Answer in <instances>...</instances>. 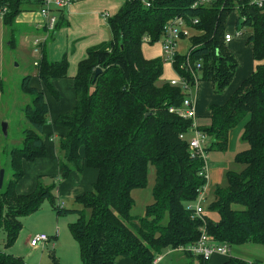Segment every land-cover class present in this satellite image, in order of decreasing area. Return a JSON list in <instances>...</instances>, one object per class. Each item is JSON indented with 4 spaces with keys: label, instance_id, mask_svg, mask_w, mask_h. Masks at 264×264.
Instances as JSON below:
<instances>
[{
    "label": "trees",
    "instance_id": "obj_1",
    "mask_svg": "<svg viewBox=\"0 0 264 264\" xmlns=\"http://www.w3.org/2000/svg\"><path fill=\"white\" fill-rule=\"evenodd\" d=\"M124 1L120 11L107 20L111 39L90 49L78 66L73 110L54 122L65 130L55 141L59 176L53 178L52 185L39 177L28 195H19L17 186L25 177L26 163L48 158L47 138L51 135L45 131L50 126V107L44 92L32 86L33 77L23 80L22 91L31 98L24 109L28 128L21 133V145L10 152L12 176L10 180L5 176L0 192V232L6 234V249L17 242L22 219L37 213L46 201L53 205L57 217L77 216L69 229L79 245L82 264H118L122 259L154 264L165 251L195 245L200 239L204 222L193 217L187 205L198 199L206 184L200 175L204 164L191 158L189 138L181 139L189 134L192 121L170 113L171 108H182L185 96L180 87L162 80L164 60L145 58L143 40L150 39V45L158 43L167 23L176 17L198 19L201 36L191 40L196 47L192 62L201 64V80L221 96L239 68L225 43L233 8L226 4L192 10L196 0H156L151 9H145L133 0ZM33 6L41 8L42 4L0 0V9L7 8L4 26L12 36L17 19ZM239 16L244 19L239 20L241 27L252 30L247 43L257 63L255 71L225 104L210 106L208 123L199 127L211 141L207 148L210 154L226 152L230 132L245 122L241 140L249 149L235 158L243 170L227 172L225 183L215 189V202L209 210L218 220L205 214L203 218L209 239L229 250L248 244L264 247V11L246 4ZM63 18L61 15L57 20L51 36ZM184 60L178 56L174 69L192 81L190 72L180 69ZM35 67L42 86L60 101L53 82L68 77L67 57L51 61L45 44ZM97 69H101L98 76ZM4 91L0 74V93ZM150 167L156 171L154 203L143 217L136 218L131 214L135 206L132 192L148 187ZM86 170L97 173L91 190L75 199L79 209L63 208L53 192L73 175L82 177ZM186 256L193 259L191 254ZM0 264L27 263L1 251ZM197 264L211 263L199 257ZM223 264L249 263L230 257Z\"/></svg>",
    "mask_w": 264,
    "mask_h": 264
},
{
    "label": "rangeland",
    "instance_id": "obj_2",
    "mask_svg": "<svg viewBox=\"0 0 264 264\" xmlns=\"http://www.w3.org/2000/svg\"><path fill=\"white\" fill-rule=\"evenodd\" d=\"M108 7L111 6L109 5ZM69 9L70 7L65 8L64 10H61L59 12L56 9H53V14L57 17L58 21L60 20V14L62 13V11L64 13V18L61 21V27L57 29V34L59 35H57L58 41L55 46L54 44H51V40L48 41L50 35L47 37V32L43 34L38 31V29H36L38 26L36 22L30 24V26H14V35L12 36L11 30L5 28L4 26V17L0 16V74L5 83V91L3 93H0V173L1 171H4L7 180H10L12 176L9 165L10 152L12 151V149L21 145L23 140L21 137V133L23 130L28 128V123L24 115V109L31 103V98L25 95L22 91L23 80L28 76L33 77L32 86L39 89L41 92H44L45 99L49 107H51L53 111L61 107L73 108L75 105L73 88L71 90H68V82H71L70 80H66L65 90H63L62 102H60L59 100H56L55 97L42 86L37 76V69L34 65L35 62L41 61L42 47L45 44L48 54L50 49L54 46V53L51 59L56 61V59H62L67 48L71 49L75 42L77 45L79 41H81L82 37L79 36V34L81 33L77 29H80L82 20L85 24L86 18H77V20H80L76 25V28H71L69 32L63 33L64 30L67 29L66 23L70 22L68 16ZM39 10L40 8L36 6L29 7L25 11L28 13H24L23 15L29 14V16H37L39 15ZM106 14L111 17L113 15V12L107 10L104 11L103 15L106 20V22L104 23L106 32L110 35V30L107 26L108 18L106 19L105 17ZM236 16V13H231L229 15L228 21H233ZM240 28L243 30L245 35L242 38L236 40L238 43H241L243 45L246 55L251 58L250 55L252 54V49L251 45L247 42L249 37L252 35V30L250 28ZM229 30L232 32L234 31V28L230 27ZM74 33H76L75 37L73 35ZM44 35L47 37L46 41ZM12 39H14V48L10 47V41ZM36 41H40V43H42L39 53L35 52L36 47L34 46V44ZM87 41V38L84 39L79 43L78 47L86 46L85 44ZM182 45L189 47L191 45V42L189 40L184 41ZM158 46L161 47L160 44L155 45L152 48H149L151 47L150 45H143V52L152 54L151 49H156V47L158 48ZM80 48L78 49L77 54L74 57L69 55L70 58L72 57V64L80 59V55H78V53L80 52ZM82 53L83 51H81V54ZM180 53L181 55H183L185 52L181 51ZM151 57L152 56H149L148 59H150ZM235 57L238 58V55ZM167 66L168 64L165 66V68ZM170 78H173V76L171 75ZM49 120L50 125L52 120L51 110ZM4 124L8 125L7 136H5L3 132ZM244 124L245 122H243L240 126L230 132L229 148L226 152H211L209 154L211 188L208 193V199L203 203V208L205 210V215L214 220H218V216L215 213H211L209 207L215 202V189L225 183V175L227 172H240L243 170L242 166L235 163V158L238 154L249 149V145L241 140ZM210 146L211 141L209 140L207 142V147ZM50 155L51 158L58 156V151H56L55 147L53 151L50 152ZM86 172L95 174L97 177V173L95 171L86 170ZM86 172H84L83 175H85ZM43 178L44 184L52 185L53 179L46 177ZM78 178L83 177L78 176ZM155 182L156 171L154 167H150L148 187L144 190H135L132 192V198L135 201V206L131 214L134 217H143L146 208L154 203L152 190L154 188ZM62 184H64V182ZM71 188V191H73L74 194L78 192L85 193L86 191L85 189H81L80 187H78V185L76 184H73ZM1 191L2 189L0 190V192ZM53 195H55V197L57 196V190L53 192ZM64 203L65 205L63 206V208L67 210L79 209V206L75 205V201L69 202L66 200ZM76 221V215L57 217V214L53 209V205L49 201H46L37 213L22 219L23 230L20 233L17 242L11 248H5L7 237L5 232H0V252L3 251L9 255L21 258L27 264H82L79 245L72 237L69 229V225ZM58 230L59 233L63 235V242L61 250L59 247L56 255L54 254V249H52L51 247H48L45 251L42 249L31 251V249L26 247V244L30 243V237L46 235L51 238L50 236L56 235ZM28 239L29 242L27 241ZM169 251L171 250H167L162 254V256H164L165 258V261L162 264H191L192 260L194 264H197L199 262V257L194 255L192 260L182 253H173V255L166 256ZM229 257L243 259L249 264H264V247L253 244H248L242 247H234L230 250Z\"/></svg>",
    "mask_w": 264,
    "mask_h": 264
},
{
    "label": "crops",
    "instance_id": "obj_3",
    "mask_svg": "<svg viewBox=\"0 0 264 264\" xmlns=\"http://www.w3.org/2000/svg\"><path fill=\"white\" fill-rule=\"evenodd\" d=\"M124 3H125L124 0L122 1L120 0L118 1H115V0H111V1L85 0V1L79 2L78 4L76 3V5L74 4L70 6V9L68 11L70 22L68 21L69 23H66L67 29L64 30L63 33L69 32L71 28H76V25L78 24L80 20V19L77 20V18H86L85 24L82 20L81 27L80 29H77V30L81 33L79 34V36L82 37L81 41H83L86 38L88 39V41L85 44L86 46H82V47L81 46L78 47L81 41H79L77 45L75 42L73 44V47L71 49L67 48L65 55H63V57L65 56L67 57L68 62H69L68 77L66 79L57 80L53 82L55 89L61 94L60 102H62L63 90H65V83L67 79L71 81V82H68L69 83L68 90H71L73 88V94H74V78L77 75L78 66L80 62H82L87 57L88 51L92 48H96L104 43H107L111 39V33L109 35V33L106 32V27L104 26V23L106 22L105 18L103 17L104 11L109 10L113 12V15L111 16L113 17L120 11ZM109 5L111 7H108ZM24 13H28V12L22 13V15L17 19V25L30 26V24H33L36 22V24L38 25L36 29H38V31H40L43 34L46 33V30L43 28L44 25L42 24V18L40 17V15L29 16V14L23 15ZM61 15L62 17H64L63 12L62 14H60V16ZM107 26H108V23H107ZM57 35L59 34L55 33L53 36L50 35L48 39V41L49 40L52 41L51 44H54V46L58 41ZM73 35L75 37L76 33H74ZM235 40L229 44V48L231 52L234 53V56L238 55V58L236 57V59L239 64V68L237 70L236 76L231 86L221 96L215 95L213 93L212 86L208 83L204 82L200 86V92H199V96L197 100V116H198V123L200 125L205 124V121L206 123H208L209 118H210V111H209L210 106L225 104L228 101V99L237 91V89L240 87L242 82L255 71L257 63L254 61L252 54L250 55L251 58H249L246 55V52L244 51L243 45L241 43H238L237 40L236 41ZM155 45H158V44H155ZM155 45H150L151 47L149 48H152ZM54 46L49 51L50 59L52 58V55L54 53ZM77 47L78 49L81 47L80 52L78 53V55H80V59H78L74 64H72L71 58L77 54V51H78ZM81 51H83L82 54H81ZM151 52L152 54L143 52L146 59H148L149 56H152L148 60H154V59L164 60L162 49L160 46H158V48L156 47V49H151ZM69 55H71L72 57L70 58ZM62 59L60 60L56 59V61L51 59V61L57 62V61H61ZM166 65L167 64L164 65V74H163L162 79L163 81L169 82L171 79L176 77V73L174 72V70L172 69L170 65H168L165 68ZM171 75L173 76V78H170ZM73 108L72 107L71 108L61 107L53 111V109L50 107V110L52 112V120H51L50 126L46 128V131H45L48 136L51 135L50 138L49 137L47 138V145L49 148L48 158L45 160H39L35 163L25 164L24 166L25 177L17 186V193L19 195L31 194L36 188L37 180L39 177H46V178H51V179L54 178L57 180L59 176L57 157L51 158L50 150L53 151L57 137L59 135L64 136L65 130L54 126V122L56 121L59 115L71 112ZM82 177L83 178H78L77 175H73L70 180L64 182V184L60 186L57 192L58 204L62 205L63 207L65 205L64 202L66 200L69 202H74L77 197L84 194L80 192L74 194L73 191H71L72 190L71 186L73 184L78 185V187H80L81 189H85L86 190L85 192L91 190L92 185L95 183L97 179L96 175L90 172H86V174L83 175ZM50 237H51L50 238L51 243L47 244L44 247L33 248L29 245L30 243L26 244V247L31 249V251H36L39 249H42L45 251L48 247H51L52 249H54V254L56 255L58 252V248L60 247V250L62 248L63 235H61L58 230L56 235L50 236ZM32 238L33 237H30V241ZM27 241L29 242V239ZM173 253H180V252L169 251V253L166 256L173 255ZM162 258L163 259L158 264H162L165 261L164 256H162ZM229 258H230L229 255L228 256L216 255L215 257H213L210 263L211 264H223ZM118 264H134V263L131 261L122 259L118 262Z\"/></svg>",
    "mask_w": 264,
    "mask_h": 264
},
{
    "label": "built area",
    "instance_id": "obj_4",
    "mask_svg": "<svg viewBox=\"0 0 264 264\" xmlns=\"http://www.w3.org/2000/svg\"><path fill=\"white\" fill-rule=\"evenodd\" d=\"M39 1L42 4V7L39 10V15L42 18L43 28L49 36L56 27L57 17L53 14V9L57 11L64 10L82 0H35ZM141 4L145 9H151L156 0H133ZM226 4H229L233 8L232 14H237L233 21L227 22V32L225 34V43L229 45L235 39L242 38L245 33L240 28L241 19L240 11L247 4L256 9L264 11V0H196L192 6V10H197L199 8H214V7H224ZM7 13V8L0 9V16L4 17ZM106 18H110L108 14L105 15ZM199 25V20L190 18L189 16L176 17L170 20L164 29V34L158 43L161 45L164 64H168L172 67L176 73V77L169 81L173 87H180L184 93V101L182 108H171L170 113H175L180 118L184 120H191L192 126L190 128L188 135H182L181 139L185 140L189 138V150L192 159H201L203 160V168L200 173L206 180L205 186L198 192V199L189 205L187 209L192 212L193 217L199 218L204 222V226L200 230L201 236L198 242L195 245L181 247L176 250L183 254H191L198 257H203L205 261L210 262L213 257L216 255L228 256L230 250L225 245H220L217 242H214L209 239L207 234V229L205 227L204 214L205 210L203 208V203L208 199V193L211 188V176H210V165H209V154L207 153V142L210 140L209 137L199 130L200 124L198 123L197 116V100L200 92V86L203 83L200 75V63L192 62V54L196 50L194 45L183 46L184 41H190L193 38L201 36V32L197 29ZM233 27L234 31H230L229 28ZM244 28V27H243ZM45 41L47 37H45ZM151 40L145 38L143 40V45H150ZM42 43L36 41L34 46L35 52H40V46ZM181 51L185 53L181 55ZM182 56L184 60V65L180 67L181 70L190 72L192 81L187 80L185 77L181 76L174 69L175 64L177 63V57ZM35 66L38 65V62H35ZM197 70V71H196ZM199 72V73H197ZM51 243V239L46 235H38L33 237L30 241V246L33 248L44 247L47 244ZM162 255L158 256L154 264H158L162 260Z\"/></svg>",
    "mask_w": 264,
    "mask_h": 264
},
{
    "label": "water",
    "instance_id": "obj_5",
    "mask_svg": "<svg viewBox=\"0 0 264 264\" xmlns=\"http://www.w3.org/2000/svg\"><path fill=\"white\" fill-rule=\"evenodd\" d=\"M100 73H101V69H97L96 70V76H98ZM3 132H4L5 136L8 135V125L7 124L3 125ZM4 181H5V172L1 171V173H0V190L3 189Z\"/></svg>",
    "mask_w": 264,
    "mask_h": 264
}]
</instances>
